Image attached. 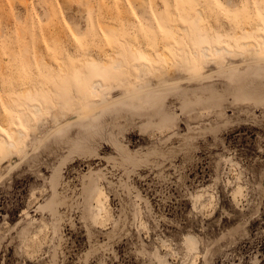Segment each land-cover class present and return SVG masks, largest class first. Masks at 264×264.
I'll return each mask as SVG.
<instances>
[{"label":"rangeland","instance_id":"374dc122","mask_svg":"<svg viewBox=\"0 0 264 264\" xmlns=\"http://www.w3.org/2000/svg\"><path fill=\"white\" fill-rule=\"evenodd\" d=\"M263 33L264 0H0V194L14 203L17 166L49 148L70 149L85 137L150 132L153 100L162 85L188 96L208 97L225 86L238 93L242 101L224 115L240 122L229 143L247 147L264 130ZM204 46L208 56L201 52ZM96 79L102 85L93 91ZM31 104L42 109L31 111ZM23 112L30 115L25 120ZM215 119L206 116L205 128H215L209 123ZM18 124L25 133L9 149L2 136L13 135L11 127ZM262 178L264 159L258 155L235 149L221 154L209 145L205 158L189 163L184 188L167 202L146 177H126L130 187L117 191L120 177L113 175L106 182L111 189L101 186L103 197L90 195L78 209H65L61 188L54 206L44 200L50 193L35 192L14 224L7 213L0 217V264H24V256L35 252L49 264L73 258L89 264L94 259L89 249L103 255L116 247L122 255L136 244L145 251L151 245L163 264H224L231 248L238 255L248 247L234 240L226 244L236 228L237 203L254 204L255 217L247 223L251 235L261 231ZM186 192L192 193L190 216ZM74 214L75 223H83L86 214L105 226L81 229ZM21 224L23 236L4 245L11 236L4 229L15 231ZM165 242L167 248L156 246Z\"/></svg>","mask_w":264,"mask_h":264},{"label":"snow or ice","instance_id":"6c2138e0","mask_svg":"<svg viewBox=\"0 0 264 264\" xmlns=\"http://www.w3.org/2000/svg\"><path fill=\"white\" fill-rule=\"evenodd\" d=\"M195 71L198 72L199 69ZM225 78L232 80L234 77L225 74ZM241 101L242 97L226 86L208 97L188 96L168 86H159L152 104L150 132L144 133L141 130L136 135H125L123 139L120 138V132L104 138L85 137L77 140L70 149L66 148L65 144H61L59 147L45 150L39 157L21 161L22 166H17L18 171L13 176V189L18 195L13 203L6 201L0 194V217H4L7 213L10 224H14V217L17 213L23 216L20 210L26 207V202L30 203V197L35 192L50 193L51 199L48 195H44V200L54 206L58 199V188L63 189L65 200L61 203L64 204L65 209L68 207L78 209L80 202L88 199L90 195L97 199L103 197L101 186L111 189V185L106 182L111 180L113 175L120 177L117 191L130 187V181L126 177L131 181L138 178L142 180L145 177L151 179L158 186L162 202H167L174 192L179 194L184 188L189 163L205 158L209 145L214 146L215 151L221 154H228L230 149H235L239 155L251 153L264 159V130L261 131L260 138L249 142L247 147L237 145L234 141L229 143L236 123L240 122L235 121V117H226L224 113L228 111L230 105ZM261 111H264V105L261 106ZM209 115L216 117L215 121H209L215 123L213 129L205 128V117ZM261 128L264 129V118L261 120ZM201 133L205 136L202 137ZM135 140H138V143L132 142ZM241 148H244L243 152ZM197 191L200 189L192 188V192ZM191 194V192L185 193V212L189 216L192 215L189 211L191 204L187 199ZM259 195L260 220L264 221V178L260 181ZM193 199L199 201L200 197L193 196ZM250 199L255 200V196ZM235 207L237 209L235 215L239 223L233 221L236 228L226 244L234 240L237 247L240 242L248 247L238 255L232 254L235 253V248H231L224 264H264V223H261V231L257 235H251L252 228L247 222L255 217L254 204L243 208L237 203ZM160 218L163 219V216ZM78 220V215H72L74 223ZM94 224L98 227L105 226L98 224L97 219H92L90 222L86 214L83 223H75V226L81 229L88 226L91 229ZM23 227L24 225L21 224L15 231L11 228L4 229L6 234L11 233V236H5L4 245H8L10 240L15 241L17 235L23 236ZM184 227H187V221ZM64 234L67 235V228ZM250 240L253 241L251 244H249ZM257 242L260 244L258 250ZM184 243L188 246L190 241L186 239ZM156 246L167 248L168 244L165 242ZM89 252L94 257L89 264H163L157 259L156 253H151V245H148V251H145L140 244H136L122 255L120 249L116 247H113L112 251L105 249L103 255L92 252L91 249ZM20 254L23 255L22 252ZM125 256L128 258L125 259ZM24 264H49V261L44 259L43 253L35 252L24 256ZM65 264H77V262L73 258L67 260Z\"/></svg>","mask_w":264,"mask_h":264},{"label":"bare ground","instance_id":"6f19581e","mask_svg":"<svg viewBox=\"0 0 264 264\" xmlns=\"http://www.w3.org/2000/svg\"><path fill=\"white\" fill-rule=\"evenodd\" d=\"M262 35V42L264 43V33L261 34ZM221 48L217 47V52L220 50ZM202 54L204 56H208L209 54V51H208V47L207 46H204L201 50ZM120 65V62H117L116 65H115V68H117L118 66ZM142 69H149V64L147 62H142L141 63V66H140ZM102 85V82L100 79H96L93 83H92V87H93V91H95V89L98 87V86H101ZM30 109L31 111H34V112H37V111H40L42 109V107L39 105V104H31L30 105ZM21 112V111H20ZM30 115L27 114L26 112H23V119H27ZM11 129L13 130V135H9V136H5L3 135L2 138H3V143L5 144V146L9 149H12V148H16L17 145H18V142H17V139L18 137L24 135L25 133V130L23 129V126L18 124L16 126H13L11 127ZM2 151V150H0Z\"/></svg>","mask_w":264,"mask_h":264}]
</instances>
